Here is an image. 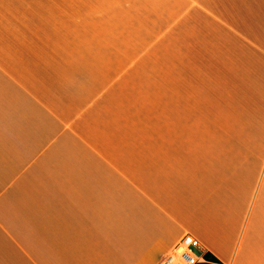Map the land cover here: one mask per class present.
Masks as SVG:
<instances>
[{
  "label": "crops",
  "instance_id": "crops-1",
  "mask_svg": "<svg viewBox=\"0 0 264 264\" xmlns=\"http://www.w3.org/2000/svg\"><path fill=\"white\" fill-rule=\"evenodd\" d=\"M186 234L264 264V0H0V264Z\"/></svg>",
  "mask_w": 264,
  "mask_h": 264
},
{
  "label": "built area",
  "instance_id": "built-area-1",
  "mask_svg": "<svg viewBox=\"0 0 264 264\" xmlns=\"http://www.w3.org/2000/svg\"><path fill=\"white\" fill-rule=\"evenodd\" d=\"M200 241L191 234H186L164 257L160 264H197L200 255L197 249Z\"/></svg>",
  "mask_w": 264,
  "mask_h": 264
},
{
  "label": "trees",
  "instance_id": "trees-1",
  "mask_svg": "<svg viewBox=\"0 0 264 264\" xmlns=\"http://www.w3.org/2000/svg\"><path fill=\"white\" fill-rule=\"evenodd\" d=\"M205 258L207 260H211V261H214V262H219V260L217 258H215L214 256H212V255H206Z\"/></svg>",
  "mask_w": 264,
  "mask_h": 264
},
{
  "label": "rangeland",
  "instance_id": "rangeland-1",
  "mask_svg": "<svg viewBox=\"0 0 264 264\" xmlns=\"http://www.w3.org/2000/svg\"><path fill=\"white\" fill-rule=\"evenodd\" d=\"M197 251V250H196Z\"/></svg>",
  "mask_w": 264,
  "mask_h": 264
}]
</instances>
